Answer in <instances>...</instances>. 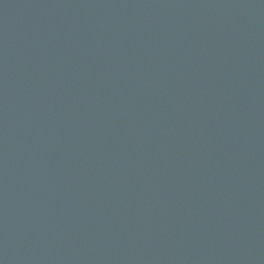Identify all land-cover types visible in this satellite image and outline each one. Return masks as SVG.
<instances>
[{
    "label": "water",
    "instance_id": "water-1",
    "mask_svg": "<svg viewBox=\"0 0 264 264\" xmlns=\"http://www.w3.org/2000/svg\"><path fill=\"white\" fill-rule=\"evenodd\" d=\"M0 264H264V0H0Z\"/></svg>",
    "mask_w": 264,
    "mask_h": 264
}]
</instances>
